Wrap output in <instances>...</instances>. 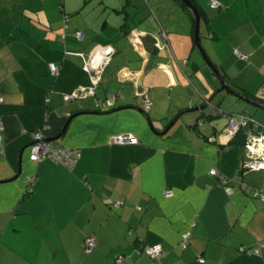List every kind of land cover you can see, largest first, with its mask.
Here are the masks:
<instances>
[{
	"label": "crops",
	"instance_id": "obj_1",
	"mask_svg": "<svg viewBox=\"0 0 264 264\" xmlns=\"http://www.w3.org/2000/svg\"><path fill=\"white\" fill-rule=\"evenodd\" d=\"M192 1L206 15L208 60L244 99L217 94L176 0H0V264H264V249L249 254L264 243V172L238 183L254 153L233 142L224 117L264 128V0ZM132 30L141 35L129 41ZM99 46L116 51L115 91L100 85L67 101L92 86L83 66ZM110 93L122 96L113 106ZM209 100L215 108L194 111ZM35 132L81 152L75 167L33 162ZM122 134L138 143L113 144ZM90 235L97 246L87 252ZM155 244L158 260L143 252Z\"/></svg>",
	"mask_w": 264,
	"mask_h": 264
},
{
	"label": "built area",
	"instance_id": "obj_2",
	"mask_svg": "<svg viewBox=\"0 0 264 264\" xmlns=\"http://www.w3.org/2000/svg\"><path fill=\"white\" fill-rule=\"evenodd\" d=\"M218 7L217 2H213L211 4L212 9H216ZM141 33L133 30L130 34V40L133 41L137 36L140 37ZM76 39L78 41H83L85 38L84 33L77 32L75 33ZM138 37V38H139ZM157 47L161 49V46L157 44ZM113 48L106 46V47H97L93 55L90 57L88 61L85 62L83 71L88 73L92 77L90 88L81 87L77 91L71 92L66 100L72 101L76 98H79L80 94L82 93L83 96H94L95 90L99 87L100 83L102 82V72L106 65L110 62L109 55L113 53ZM105 53V54H104ZM106 55V56H105ZM108 55V56H107ZM238 57L244 58L242 54H237ZM50 72L53 76H58L60 73V68L56 63H51L49 65ZM117 101L116 96H110L106 100V104L113 106V104ZM1 102V99H0ZM145 109H149V102L148 100L145 101ZM253 123L255 128L259 129L258 131H251L247 134V141H246V148L252 150L254 155L249 156L248 159L243 161L241 170L243 172H264V128H259V125L251 118H246L243 116H230L228 125L226 127V131L229 135L235 136L238 131L242 128H247L249 124ZM249 128V127H248ZM263 130V131H262ZM34 142L31 148V160L33 162L41 161L42 159L50 158L53 161L60 163L64 166H70L72 163L73 165L76 163L77 160L81 158V152H76L75 156L71 152H67L63 149L55 150L49 143L45 141V137L41 132H35L33 134ZM113 144L116 145H131L137 144L138 140L131 134H122L113 137L112 139ZM211 175H216L215 171L210 172ZM29 183H33V179L28 180ZM242 185V184H241ZM165 197H171L173 194L170 190L164 193ZM260 196V194H259ZM261 198L264 199V194H261ZM183 239L187 241L188 236L184 235ZM97 244L96 236H89L84 244L85 250L87 252H91ZM264 249V243L260 244L256 249L249 251V254H260L261 251ZM143 252L149 256L151 259H160L163 255V249L160 244L146 246L143 249ZM123 262V257H119L116 259V263L120 264ZM199 263L203 264L204 261L200 260Z\"/></svg>",
	"mask_w": 264,
	"mask_h": 264
},
{
	"label": "water",
	"instance_id": "obj_3",
	"mask_svg": "<svg viewBox=\"0 0 264 264\" xmlns=\"http://www.w3.org/2000/svg\"><path fill=\"white\" fill-rule=\"evenodd\" d=\"M180 1L189 9V11L193 15V18H194V43H195V46L199 50V52L201 53V55H202L203 60L205 61V63L209 66V68L212 70V72L215 74L216 78L220 82V86L221 87H220V90L218 91L217 94L226 92V93H228V94H230L232 96H236L238 98L244 99V97L240 96L239 94H237L236 92H234L233 90H231V88L227 85L225 78L217 70V68L214 66V64H212L208 60L207 55H206V53H205V51L203 49V46L201 44V24H202V19H201V15H200L198 9L193 5V3L190 0H180ZM129 41H131V40L129 39ZM115 54H116V51L114 50V52L109 55L110 62L103 69L102 77L104 76L105 70L107 69V66H109V64L111 63V61H112L113 57L115 56ZM102 80H103V78H102ZM131 82L134 85L136 84L134 81H131ZM136 87L138 88L139 95H141L142 94V91H143V84H142V82L139 83V84H137ZM117 95H118V96H116L117 97V101H119V98H121L122 96H121V94L120 95L117 94ZM247 102L254 104L251 101H247ZM256 105H258V104H256ZM208 107H213L212 100H209L205 106H203L201 108H197L194 111H199V110H202V109H205V108H208ZM213 108H215V107H213ZM174 122H175V120L169 125V127L166 130H169L173 126ZM232 137H234V136H232ZM45 141L46 142H50L51 140L50 139H45Z\"/></svg>",
	"mask_w": 264,
	"mask_h": 264
},
{
	"label": "trees",
	"instance_id": "obj_4",
	"mask_svg": "<svg viewBox=\"0 0 264 264\" xmlns=\"http://www.w3.org/2000/svg\"><path fill=\"white\" fill-rule=\"evenodd\" d=\"M177 2H179V4L185 9V10H187L190 14H191V16H192V19L194 20V18H193V15H192V13L189 11V9L180 1V0H176ZM191 2H193L192 0H191ZM195 7L198 9V11H199V13H200V15H201V19H202V22H203V20L206 18V15L204 14V12L202 11V10H200L196 5H195ZM123 27H124V25H123ZM133 31V30H132ZM132 31H130V32H128V35L132 32ZM78 32V31H77ZM76 32V33H77ZM160 37H159V41H157V44L160 42ZM156 44V45H157ZM156 45H153V47H154V49L159 53V54H161L162 52L163 53H165V50H162V49H160V48H158ZM104 47V46H103ZM194 47H196L195 45H194ZM112 48V47H111ZM84 67V66H83ZM108 67V66H107ZM105 75V74H104ZM104 77V76H103ZM102 77V78H103ZM102 84V82L100 83V85ZM99 85V86H100ZM99 88V87H98ZM114 96H118L117 94H113ZM112 94L110 95V96H113ZM120 95V94H119ZM203 115L205 114V116H206V118H211V116L212 115H206V113H202ZM221 116H223V114L221 115ZM230 116H243V117H246V118H251L252 119V117H250V116H248V115H245V114H233V113H229V112H225V114H224V117L225 118H227V121H229V117ZM213 117V116H212ZM254 120V119H253ZM227 125H228V123H227ZM226 125V126H227ZM248 127H253V123H251V124H249L248 125ZM261 127V126H260ZM262 128V127H261ZM243 129H246V128H242L240 131H238L237 133H236V135L233 137V142L234 143H237V144H239V145H242V148L244 149L245 148V143H244V140L246 141V138H247V136L245 135L246 134V131H245V133H244V135H241V134H243ZM247 130V129H246ZM263 131V130H262ZM244 144V145H243ZM258 173H260V172H258ZM243 174H244V172L241 170V172L239 173V175H238V179H237V181H238V183H240L241 181L243 182V178H242V176H243ZM255 191H257V190H255ZM259 191V190H258ZM90 236H93V235H90ZM94 236H96V235H94ZM89 236H87L86 238H85V241H86V239L88 238ZM96 240H97V236H96ZM85 241H84V244H85ZM96 246H97V244H96ZM85 248V247H84ZM96 248V247H95ZM94 248V249H95ZM93 249V250H94ZM92 250V251H93ZM91 251V252H92ZM149 257V256H148ZM152 260H158V259H152ZM116 262V261H115Z\"/></svg>",
	"mask_w": 264,
	"mask_h": 264
},
{
	"label": "rangeland",
	"instance_id": "obj_5",
	"mask_svg": "<svg viewBox=\"0 0 264 264\" xmlns=\"http://www.w3.org/2000/svg\"><path fill=\"white\" fill-rule=\"evenodd\" d=\"M150 21L153 22L155 25H157V22L155 21L154 15L152 13H151ZM129 48H130V46H129ZM195 50H196L195 52H196L197 56H201V58L203 59L201 53L199 52V50L196 47H195ZM115 65H116V60L113 62L111 68H113ZM111 68L105 70L106 73H105V75L103 77L102 84H101L103 90H107V86L108 87L111 86L112 91H115L114 88H113V85H114L113 81H115V79L112 77V73L110 72ZM86 74H88V73H86ZM111 94H113V93L108 94V96H110ZM75 165H76V163L74 165L71 163L70 166H68V167L69 168H74Z\"/></svg>",
	"mask_w": 264,
	"mask_h": 264
}]
</instances>
